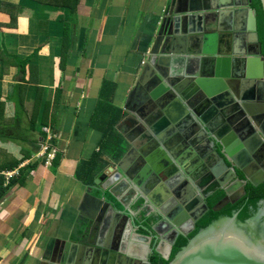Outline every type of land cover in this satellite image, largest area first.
<instances>
[{
    "label": "crops",
    "instance_id": "obj_1",
    "mask_svg": "<svg viewBox=\"0 0 264 264\" xmlns=\"http://www.w3.org/2000/svg\"><path fill=\"white\" fill-rule=\"evenodd\" d=\"M155 1L0 0V163L26 157L22 163L29 167L0 200V264H55L62 259L61 246H66L68 253L65 264H147L155 252L172 251L177 238L172 227L158 223L152 230H141L137 222L142 209L136 207L141 199L148 213H160L158 205L144 198L145 189L162 206L160 199L169 187L163 174L161 183L146 186L153 173L146 163L140 165L139 148L132 144L140 145V139L129 118L137 102L131 100L133 90L147 89L155 79L142 72L155 23ZM249 1L198 2L200 10L207 6L223 10V15L216 17V32L211 34L216 40L206 43L203 34L197 47L200 53L217 51L218 36L224 31L233 35L230 55L258 52L251 32L257 15L252 4L247 6ZM110 84L113 92L104 96ZM19 85L27 87L23 104V94L15 91ZM249 88L251 85L246 90ZM113 121L114 132L110 129ZM44 127L52 128V143L59 149L51 166L35 157L45 143ZM202 145L207 148L206 139ZM106 146L122 156L105 157L102 149ZM230 146L232 157L215 142L229 166L236 165L234 159H238L245 167L251 166L254 175L259 174L253 157L243 152L249 153L247 147L240 148L234 141ZM120 159L134 178L115 175L112 181L121 180L106 194L116 199L112 202L119 209H129L135 220L123 217L117 222H94L95 209L84 201L87 187L94 184L87 183V175L80 176L81 167H101L98 177ZM237 173L243 174L240 169ZM93 193L101 194L97 188ZM89 241L104 247L90 248Z\"/></svg>",
    "mask_w": 264,
    "mask_h": 264
},
{
    "label": "water",
    "instance_id": "obj_2",
    "mask_svg": "<svg viewBox=\"0 0 264 264\" xmlns=\"http://www.w3.org/2000/svg\"><path fill=\"white\" fill-rule=\"evenodd\" d=\"M199 1L156 0L152 4L155 23L142 72L155 79L151 87L138 88L131 95V100L137 102L130 109L129 118L134 124L132 131L140 139V145L136 141L132 144L139 148L140 165L146 163L153 173L146 186L151 188L161 183L163 174V182L169 187L160 199L162 206L148 189L144 198L158 205L162 216L159 222L171 221L176 227V237L181 233L189 235L196 229V223L211 208L207 199L217 190L223 189L225 196L212 207L214 211L245 195L248 181L258 185L264 180V56L257 21L251 31L258 46V52L253 55H230L233 35L228 31L218 36L217 51L200 53L197 47L203 34L206 43L216 40L211 34L216 32V17L223 15V10L209 6L200 10ZM261 1L264 9V0ZM225 26L228 30L227 21ZM188 47L194 51L187 50ZM249 85L251 88L246 90ZM203 139L207 140V148L202 145ZM216 141L221 144L222 152L231 157L232 141L240 148L247 147L249 153L243 152L253 157L259 174L254 175L251 166L245 167L238 159H234L236 165L229 166L221 151L215 148ZM164 147L169 151L163 150ZM237 169L243 172L244 178L238 176ZM115 175L122 176L121 179L134 178L120 159L104 168L94 185L86 189L84 201H89L98 215L97 219V215L91 217L94 222L102 219L117 222L123 217L135 220L129 209H119L105 195L121 180L112 181ZM213 178H218V185L207 188ZM235 186L240 188V194ZM95 188L101 194H94ZM237 217L238 212L220 217L199 230L170 264H264V207L244 223H239ZM88 245L104 247L90 241ZM58 252L62 259L55 264H65L66 246L58 248ZM163 255L170 258L171 252Z\"/></svg>",
    "mask_w": 264,
    "mask_h": 264
},
{
    "label": "trees",
    "instance_id": "obj_3",
    "mask_svg": "<svg viewBox=\"0 0 264 264\" xmlns=\"http://www.w3.org/2000/svg\"><path fill=\"white\" fill-rule=\"evenodd\" d=\"M252 7L256 11L257 22H258V33H259L260 42L262 45V53L264 55V9H263L262 1L261 0H253ZM24 66H25V64H23V67ZM107 86L109 87V86H111V84L107 85ZM17 89H19V90H15L16 92L20 93L21 95L23 94L20 97L21 98L20 101L23 104V96L26 94V92H24V91L27 89V87H26V85H19L17 87ZM62 92H63V90H61V93ZM112 92H113L112 86L110 89L103 91L104 96H106L107 93L109 96H111ZM17 117H18L17 121L19 122L20 116H17ZM0 124H1V120H0ZM114 124H115L114 121L112 123H110V129L113 132L115 131ZM35 128H36V126L34 123L33 129H35ZM44 139H46V136ZM102 151L105 152V154H104L105 157L112 156L114 159H118L122 156V153L118 154L117 151H115V150H112V149L109 150V148L107 146L104 147L102 149ZM57 155H58V153H57ZM98 156H101V155L99 154ZM25 158L26 157L18 159L16 157L15 158L13 157V159L10 161H8L9 159H5V160L3 159L1 161L2 163H0V168H2V169H15V168L19 167V165L24 161ZM56 158H57V156H56ZM102 158H104V157H102ZM92 164H94V163H92ZM28 168L29 167L25 165L24 167H22L20 169L21 177H22V175H24V173L27 171ZM101 170H102V168L97 166V165L91 166L89 164H85L83 167H81V171H80V172H83V174L81 175L80 172H79V174L81 177L87 175V177L85 179L87 181V183L94 184L95 177ZM240 176L242 178L244 177V175L242 173L240 174ZM19 177L15 176L7 186L2 185L0 187V200H2L4 198V196H6L9 189L14 185V183L20 181ZM245 189H246L245 195H243L241 198H239L234 203H228L220 211H214L212 207L225 196V191L223 189H219L215 193H213L207 200L208 204L210 205L211 208L196 223V229L193 232H191L189 235L179 234L177 236L176 241L173 244V248L171 251L170 258H166L160 252H155L151 257L152 264H170L171 260L179 252V250L189 242V239L192 236H194L199 230L207 227L209 224H211L213 221L217 220L220 217L232 216L233 214L238 212L237 220L239 221V223H244L247 220H250L253 217H255L264 207V180L261 183H259L258 185H254L252 182L248 181L245 185ZM106 196L110 201H114L116 203V199L113 198V196L111 194L107 193ZM143 205H144V200L141 199V201L137 203V207H136L137 209H139V208L142 209L141 212L137 215V222L141 226V230H146V229L152 230L155 228V226L162 219V216L160 215V213H148V210L146 208H144Z\"/></svg>",
    "mask_w": 264,
    "mask_h": 264
},
{
    "label": "built area",
    "instance_id": "obj_4",
    "mask_svg": "<svg viewBox=\"0 0 264 264\" xmlns=\"http://www.w3.org/2000/svg\"><path fill=\"white\" fill-rule=\"evenodd\" d=\"M43 130L47 134V138L41 150L36 154V158L43 159L44 165L51 166L53 160L57 156L59 149L52 143L54 132L51 127H44ZM24 167L21 163L15 169H0V187L7 186L15 176L20 175V169Z\"/></svg>",
    "mask_w": 264,
    "mask_h": 264
},
{
    "label": "flooded vegetation",
    "instance_id": "obj_5",
    "mask_svg": "<svg viewBox=\"0 0 264 264\" xmlns=\"http://www.w3.org/2000/svg\"><path fill=\"white\" fill-rule=\"evenodd\" d=\"M141 93V92H140ZM257 178H258V176H257ZM218 185V183L216 182V181H212L211 180V182H210V185H209V187H207V188H212V187H214V186H217ZM236 187V190L235 191H237V193L238 194H240V188L238 187V186H235ZM242 197V196H241ZM208 200V199H207ZM208 202V201H207ZM159 223H163V224H165L166 226H170V227H172V229L173 230H175V226L171 223V221H169V220H164V221H162V222H159Z\"/></svg>",
    "mask_w": 264,
    "mask_h": 264
},
{
    "label": "rangeland",
    "instance_id": "obj_6",
    "mask_svg": "<svg viewBox=\"0 0 264 264\" xmlns=\"http://www.w3.org/2000/svg\"><path fill=\"white\" fill-rule=\"evenodd\" d=\"M52 27H57V24H55V23H51L50 24ZM61 58H63V55H61ZM44 131V130H43ZM45 132V131H44ZM46 138H47V134H46ZM46 140V139H45Z\"/></svg>",
    "mask_w": 264,
    "mask_h": 264
}]
</instances>
